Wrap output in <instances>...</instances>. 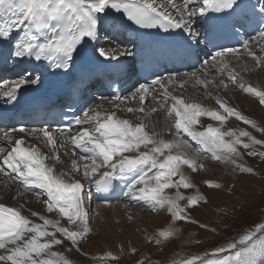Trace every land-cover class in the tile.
Wrapping results in <instances>:
<instances>
[{"label": "snow or ice", "instance_id": "6c2138e0", "mask_svg": "<svg viewBox=\"0 0 264 264\" xmlns=\"http://www.w3.org/2000/svg\"><path fill=\"white\" fill-rule=\"evenodd\" d=\"M168 2L180 13L179 18L165 11L164 5L157 4L156 0H0V15L6 17L5 23L0 26V42L18 39L9 58L46 60L58 69L67 70L70 62L78 53V49L83 48L89 40L95 39L97 29L102 23L99 14L108 15L110 10H115L118 13L123 12L129 21L142 28H161L165 32L173 28L185 29L188 31L189 38L198 44L200 34L192 29V17L196 15V12L189 7L196 0H182V8L178 7L174 0H168ZM200 3L201 7L198 11L199 15L203 16L208 12L223 13L232 10L238 6L239 0H200ZM262 14H264V9H262ZM14 31L17 36H13ZM20 32H23V36L18 35ZM260 35L264 36V31L260 32ZM41 38L45 42H40ZM247 44L248 42L245 41V47ZM236 51L238 50L234 48H225L217 51L213 59L223 57L225 52ZM116 53L117 50H113L111 54L103 49L99 50V55L106 59L130 54L120 52L114 55ZM229 79L235 83L234 76H230ZM38 81L39 77L36 76L30 79L22 76L17 86L5 95L11 99L18 92L19 85L33 84ZM227 86L224 84L225 88ZM138 91L141 93L140 99L143 102L149 92V87L141 85ZM245 91L258 96L259 102L264 104V92H258L251 87L246 88ZM172 99L175 100L172 109L179 117V122L175 125L178 135L180 131H183L201 144L204 150L210 152L212 158L217 161L231 160L233 155H238L236 145L243 143L240 137H249L248 132L242 131L237 135L232 131L221 132L219 128L211 126L207 127L206 131H195L191 126L198 122L197 118L201 115L221 122L227 117L217 111L202 108L199 104L185 103L182 98L172 97ZM217 103L228 116L244 120L243 116L223 102L217 101ZM128 111L133 112L135 109L129 108ZM140 111L143 112L144 109L141 108ZM155 111L154 108L153 112ZM92 121L96 122L93 131L85 129L78 136L73 137L76 148L81 149L83 153L91 154L92 164L83 166L84 178L90 179L100 168L106 169L102 174L103 179L96 181V186L98 190L107 192L110 191L112 180H125L128 176H132L133 182L129 186V192L135 195L133 189L136 184L144 183L145 187L140 189L139 199L146 200L153 208H163L167 205L172 215L178 219H186L180 216L183 209H180L177 204V201L184 197L178 192L176 199L173 200L163 196L162 192L173 186L182 185L184 188H189L191 184L180 173V165L186 164L196 171L194 162L170 154L163 162H158L155 154L164 155V150L170 149L172 145L155 139L145 130L143 124L133 126L128 120H117L114 116H109L101 122L98 113L93 116L85 113L84 118L77 119L75 123L82 125ZM244 122L252 123L250 120H244ZM19 131H24V129H19ZM41 131L55 148L56 145L49 130L42 129ZM225 136L235 137V139L225 141ZM252 142L260 143L254 139ZM22 144L23 141H17L16 146L9 151L8 157L3 161V165L11 170L10 173L5 172V174L15 173L25 186L43 190L50 198L48 211L58 209L70 224L76 225V230L58 227V222L43 218V224L33 223L19 210L0 206V249L5 250L4 254H0V262L3 264H71L69 259L51 249L63 243L62 239L57 238V233L70 241L72 245H77L91 231L87 213L83 209L81 195L83 185L79 182L69 183L64 179V174L54 175L53 168L44 162L47 157L41 155L36 149L21 147ZM142 145L144 147L152 145V147L149 151L142 152L135 157L125 155L126 152H138ZM243 147L248 148L249 144L243 143ZM254 154L249 153V155ZM152 169H158V171L149 177L148 174ZM4 171L5 168L0 166V172ZM241 171L251 172L252 169L241 168ZM177 175L180 179L177 184H173L172 177ZM148 179H154L157 182L156 186L149 188ZM209 187H219V185L209 182ZM197 199V197H192L190 203L196 205ZM33 215L38 214L33 213ZM77 221L80 223L77 224ZM49 227L53 231H49ZM261 230H264V225L257 229V231ZM172 234L171 230L160 233L165 240ZM261 234L264 235V231H261ZM254 235L255 233L244 235L238 243L247 245L253 240ZM45 237L48 239H44ZM236 249L237 243H231L227 248H219L212 255L225 252L232 254L226 259L203 261V264H254L257 249L264 253V240H260L259 244L253 247ZM232 250L236 251L232 252ZM112 258L115 259V257ZM196 259L201 258L189 259L186 264H196Z\"/></svg>", "mask_w": 264, "mask_h": 264}, {"label": "rangeland", "instance_id": "374dc122", "mask_svg": "<svg viewBox=\"0 0 264 264\" xmlns=\"http://www.w3.org/2000/svg\"><path fill=\"white\" fill-rule=\"evenodd\" d=\"M197 9L199 7L194 11ZM247 51L248 49H245L241 52L248 54ZM259 53H263V59L259 58V54L257 57L249 55L248 57L251 59L248 61L251 63L245 68L241 66L244 61L239 63L241 67L236 70L224 64L228 69L227 73L237 77L235 83L229 79L230 75H227L226 79L224 75L227 73L223 74V72L217 81L206 82L207 86L214 84L217 87L211 88V93H208L211 97L203 96L200 106L208 105L207 102L213 98L210 109L226 116L227 119L221 122L203 115L210 124H202L198 128L196 126L195 131H206L209 126L219 128L221 132L232 131L237 135L246 131L249 133V137H240V140L249 144V147L244 148L243 143L236 145L242 160H237L232 156L231 160L217 161L212 158L211 154L197 152L192 146V150L196 154L194 161L196 171L188 170L183 164L180 165V173L188 179L191 186L189 188H184L182 185L173 186L162 192L163 196L173 200L176 199L178 192L184 197V199L178 200L177 204L180 209H183L180 216L186 217V219H178L172 215L167 205L163 208H153L146 200L137 198L141 194L140 189L145 187L143 183L135 191L133 189L136 197L134 196L132 200L135 199V203H120L122 207L118 211L115 209L111 219L104 217L102 219L101 215L96 216L95 211L90 212L89 222L92 230L84 239L80 240L77 245H72L65 239L62 244L53 246L51 251L58 252L55 248L61 247V245L66 249L70 246L69 249L79 254V257L76 258L69 254L67 259L71 261V264H186V261L193 258H201L197 259L196 264H203V261L226 259L228 255L232 254L231 252L212 254L219 248H227L231 243H237L236 250H241L258 245L260 240H264V235L261 234V231L264 230L257 231L261 225H264V104L259 102L258 96L245 91L246 88L251 87L258 92H264V51H259ZM255 61H257V66L253 64ZM259 61L260 63H258ZM213 67L211 65V68ZM199 73L206 74V71ZM224 84L228 86L225 88ZM187 86L189 89L192 88L191 85ZM235 87L240 89L236 92L234 91ZM197 88L205 89L206 87L202 84ZM136 95L135 100L137 99ZM217 101L223 102L227 107L243 116L244 120H250L252 123L247 124L235 116H228ZM131 102L134 101L128 99L126 103H122L119 106L120 110L125 104L128 105ZM101 103L104 101L94 106ZM140 103L144 104L146 101L135 103V107H138ZM94 106L89 111H92ZM141 108L144 106H140ZM161 110L165 117L166 111L163 107ZM156 112L160 113L158 109ZM124 115L129 117L135 114L128 112ZM166 117L175 122L173 116L167 115ZM132 119L138 120L137 115ZM171 137L172 134L168 130L162 132L161 139L164 142L171 144L168 142ZM224 139L232 141L235 137L225 136ZM253 139L260 143H253ZM184 141L186 140L184 139ZM151 147L152 145L147 147L142 145L138 153L149 151ZM200 148L205 151L203 146ZM126 153L128 154V152ZM249 153L255 154L249 155ZM169 154L189 158V155H185L182 150H176L174 146L165 149L162 156L155 155L157 161L161 162ZM233 161L235 162L233 163ZM241 168H250L252 171L243 172ZM5 172L10 173L8 169L4 171V175H6ZM8 176L13 177L11 174ZM179 179V175L172 177L173 184H177ZM209 182L219 185V187H209ZM156 184L154 179L147 181L149 188L155 187ZM192 197L198 198L196 205L190 203ZM30 201L33 205L41 203L38 211L43 218L53 219L56 216L54 211H48L47 201H33L32 198ZM173 224L180 232L181 238L176 237L172 232V236L165 240L160 233L170 231ZM249 233H255L253 240L249 241L247 245H240L238 241ZM236 250H232V252ZM58 253L63 254L62 251ZM262 260L264 262V253L257 249L254 264H264Z\"/></svg>", "mask_w": 264, "mask_h": 264}, {"label": "bare ground", "instance_id": "6f19581e", "mask_svg": "<svg viewBox=\"0 0 264 264\" xmlns=\"http://www.w3.org/2000/svg\"><path fill=\"white\" fill-rule=\"evenodd\" d=\"M156 2H157V4L162 3L164 5L165 11H168L174 17L179 18L180 13L178 11H176L171 4H169L168 0H156ZM174 2L178 7H181V8L183 7L182 0H174ZM200 4H201L200 0H196V2L190 4L189 7L191 8V6L200 5ZM198 10L199 9H197L195 11L196 15H194L192 17V20H193L192 28L197 29V31H199V28L202 25L200 19L204 16V15L203 16L199 15ZM99 15L102 19V23L104 21H106L104 19L103 13H101ZM116 25L118 27L120 26L118 23H116ZM122 28H123V26H120V29H122ZM97 38H98V34H97ZM106 42H109V41L106 40ZM99 45L101 47H103V44L100 43ZM115 46H117V43L114 42L113 46H111V48L115 47ZM106 48H109V46L106 45ZM245 49H248L250 52L248 54H245V52H241V51L235 52V53H229V54L219 58L218 60H215L214 63L213 62L207 63L206 67H205L206 69H208V70H206L207 71L206 74H200L198 72L197 74H192V77H185V78H183V77H171L170 79L166 80L164 83H158L159 89L157 91H152L150 93L148 92L146 94L145 100L143 101V102L146 101V104L140 103L138 105V107H135V103L137 104L139 102H142L140 99L141 93L137 91L135 93L130 94L128 96L129 98L127 97L128 99H131V100L133 99V101L135 103L131 102L128 105L125 104L122 107V109L120 110L119 106L125 101L124 100L125 97L124 98L122 97V99L118 103L112 102L111 100L107 99L104 103H101L100 105L93 107L94 111L93 110L89 111L90 112L89 116H93V115H96L98 113L99 119L101 122L106 120L107 117H109V116H114L115 119L128 120L133 126L143 124L145 126V130L157 140H162L161 139L162 132L165 130H168L172 134V137L170 139L171 141L169 140L168 142H171V145L174 146V148L176 150L184 151L185 155H189V158L194 162L196 154L192 150V146L189 143H187L186 141H184V139L182 138V135L184 134V132L180 131V133L178 135L177 129L175 127L177 121L174 120L175 122H173V120L171 121L166 117L167 115H169V117L172 115L173 119L175 118V116H174L175 111L172 109V105L175 103V100H173L172 97L182 98L185 101V103H195V104L200 105V101H202L203 96L204 97L205 96L211 97V95L210 94L208 95V93H211V88L214 89L217 86H215L214 84L212 86L208 85V86H206L205 89H198L197 87L199 85H202V84L205 85L206 82H209V81H217L219 78V75H220L219 72H223V74L227 73L228 69L225 68L224 64H227V65H229V67L236 70V69L240 68L241 66H243V68H245V67H247L248 64L251 63V61H248V59H251L248 57L249 55L252 57H254V56L257 57V54H259V58L263 59V53H259V51H264V37L259 38V39H255V40H249L247 47H245L243 50H245ZM132 50L133 49H131L127 46H125L124 49H122V51H125V52H129ZM256 52H258V53H256ZM241 61H244V63H242L240 66L239 63ZM256 63H257V61L253 62L254 66H257ZM258 63H260V61ZM211 65L214 67L211 68ZM198 75H201V76H198ZM262 78H263V76H262ZM263 80H264V78H263ZM181 85H183V86H181ZM187 85H191L193 89L192 88L189 89ZM239 89L240 88L235 87L234 91L237 92ZM165 90H167V91H165ZM135 95L137 97L136 100H135ZM130 96H131V98H130ZM147 100H148V102H147ZM212 101H213V98H210L209 102H207L208 105L202 104L203 108L211 110L210 106H211ZM140 106L145 107V109L142 108V109H144V111L142 113L140 112ZM162 107L166 111L165 117H163V115H162V112H163V110H161ZM177 107H179V106H177ZM129 108L135 109V111L129 112L128 111ZM154 108L158 109L160 113H158L156 111L153 112ZM128 112L131 114L133 113V115L134 114L137 115L138 120L132 119L133 117H135V115L129 116V117L124 115ZM197 120H198V122L195 123V127L197 126V128L199 127V125H202V124H204V125L210 124V123H208L205 116H203V115L199 116L197 118ZM90 127L94 130V128L96 127V122L92 121L90 123ZM79 134L73 135L72 137H68L66 139V144H67L68 150H67L66 155H64V156H61V154H59V152H60L59 144L56 145V141H54L56 147L53 148L52 145H48L43 140L31 139L28 136H25L22 134H17L15 139L23 141V144L21 145V147L36 149L40 152L41 155L47 157V159L44 162L47 166H50L53 168V170H54L53 174L54 175L64 174V179L66 181H68L69 183H74V182H77L78 176H81L84 178L83 166L92 164L91 156L83 157L82 155L85 156L86 153H83L81 151V149H80V151L83 153L82 155H80L74 151V149H76V147H75L74 142H73V137H76ZM44 147L47 149V152H44ZM72 147H74V148H72ZM5 151H6V148L3 146H0V155L4 154ZM205 152H206V150H205ZM139 154L140 153H138V152L133 154V155H129V154L125 153L126 156H131V157H135ZM233 156L235 159L237 158V160H242L239 152H238V155H233ZM57 157H58V159H57ZM63 158L65 160H63ZM5 159L6 158L4 157L3 160H1L0 162H3ZM0 166H3V165H0ZM6 169H8V168H5V170ZM77 169H79V170H77ZM8 170L11 172L10 169H8ZM105 170L106 169H104V168H100L96 174L91 176L90 179H87L88 184H86V189H87L85 191L86 193H89L92 190V187H93L92 182L101 178L103 176L102 174ZM188 170H192V169L190 167H188ZM152 173H153V170L151 172H149L148 175H150ZM11 175L13 176L12 178L8 175H4V172H0V205H2L5 208L17 209L21 212L22 215L26 216L33 223L43 224L44 218L41 214H39V211H38L39 207L41 206V203L33 205L30 200H31V198L33 201L35 200V201H40V202L46 200L49 204L50 198L46 195V193L43 190H41L39 188H35V187H32V189H31V187H28V186H25L24 184H22L20 178L17 177L15 173H11ZM127 179L130 181V183L133 182L132 176H128ZM19 186H21L23 190H21ZM83 188H85V185L83 186ZM24 191H27V192L25 193ZM130 194H133V193L130 192ZM93 207H94L93 210L95 211L96 216L101 215L102 219H103V217L105 219L106 218L111 219V216H112L113 212L115 211V209L117 211L120 210V207H122V204L118 203V204H112V205H104V204L94 203ZM83 209L87 213V219H88L89 227L92 230V228L90 226V222H89L90 221L89 215H88L89 212L87 209V203L86 202H83ZM33 213H37L38 215H33ZM52 220H53V222H58V227H67L70 230H76V225L70 224L67 221V218L63 217L60 212L58 214L56 212V216ZM79 223L80 222L77 221V224H79ZM48 230L53 231V229L51 227H49ZM170 230L175 233L176 237L177 236L180 237V232L177 231L175 224H173L170 227ZM89 237L91 238L92 234ZM57 238L65 240L63 237L60 236L59 233H57ZM44 239H48V238L45 237ZM67 242H68V240H67ZM69 247L66 249L64 246L61 245V247H58V248L56 247L55 250L57 249L58 252L62 251L63 252L62 256L66 257V258L69 257V254H72V256L75 258L79 257V254L76 253L74 250L69 249ZM60 249H61V251H60ZM4 253H5V250L0 249V254H4ZM262 262H263V260H262ZM0 264H3V262H0Z\"/></svg>", "mask_w": 264, "mask_h": 264}]
</instances>
